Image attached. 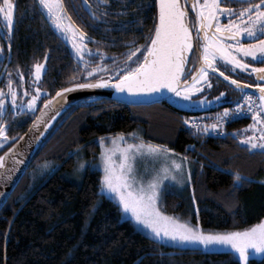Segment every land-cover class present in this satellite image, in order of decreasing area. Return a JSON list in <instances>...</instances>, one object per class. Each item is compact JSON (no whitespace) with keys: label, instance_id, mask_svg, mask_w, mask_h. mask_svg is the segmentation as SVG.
<instances>
[{"label":"trees","instance_id":"obj_1","mask_svg":"<svg viewBox=\"0 0 264 264\" xmlns=\"http://www.w3.org/2000/svg\"><path fill=\"white\" fill-rule=\"evenodd\" d=\"M153 9L139 16L146 18L141 32L146 38L154 34ZM124 35L115 34L117 48ZM147 43L149 39L143 45ZM107 63L102 60L100 65ZM234 102L204 111L181 110L166 101L133 106L89 99L74 106L58 121L0 211V264H241L228 250L180 248L148 236L101 192L99 170L88 167L79 183L70 177L81 152L90 162L98 159L100 137L158 128L174 141L143 138L188 157L193 168L187 191L165 192L164 212L207 231L256 224L264 219V151L240 142L252 116L228 122L221 134L207 136L188 125L191 115L219 112ZM236 173L251 182L234 187ZM248 264H264V255Z\"/></svg>","mask_w":264,"mask_h":264},{"label":"snow or ice","instance_id":"obj_2","mask_svg":"<svg viewBox=\"0 0 264 264\" xmlns=\"http://www.w3.org/2000/svg\"><path fill=\"white\" fill-rule=\"evenodd\" d=\"M39 6L46 10L47 17L51 21L54 29L62 36L68 39L78 58L84 63V71L88 76L93 73H99L107 69V65H96L91 70L88 69V61L84 59L87 49L84 41L86 34L80 30L68 16L64 7L63 0H37ZM88 0H84L87 3ZM158 6V21L155 24L154 34L146 38L150 43L130 49L123 61L124 67L122 74L113 79L109 75L106 79L101 78L94 82L71 83L69 87H63L56 92V97H63L64 94L74 89L114 87L117 91L135 93L157 92L162 88L168 89L176 96L190 98L192 92H199L204 85L211 87L209 82L210 72L219 73L226 81H230L241 92L245 87H255L259 91L256 98L245 94L239 102H234V108H224L221 113L215 117L216 122L211 124H200L192 122V127L197 133H217L222 131L226 120L236 118L241 115L245 109V102L249 105L247 112L251 114L253 123L247 126L253 130L252 136L241 137V143L245 144L250 150L259 149L264 151V67H253L245 62V58H252L255 61L264 63V0L256 2H246V6L239 9L224 6V0H192L191 8L195 12V25L188 21V12L180 0H156ZM16 5L14 0H2L0 2V21L7 29L9 38L14 30ZM95 16V13H92ZM226 16L228 22L222 24L221 17ZM123 27V26H122ZM195 28V40L202 41L198 47L202 50L199 54L201 61L197 70L192 73L191 83L181 81L185 72V65L189 59V53L194 49V37L192 28ZM241 37L251 40V43H241ZM11 45L9 44V48ZM146 49V51H142ZM3 48L0 47V52ZM137 53H141L143 60L140 61ZM97 55L101 60L105 54L97 49ZM135 58V59H134ZM113 64L116 58L113 57ZM47 60V55L45 56ZM223 62L225 65H231V70L251 71L257 74V79L261 82L254 85H243L240 81L226 76L217 65ZM135 64V67L131 65ZM34 83L41 80L42 70L46 68L45 63L34 64ZM113 71L120 73L121 68L115 66ZM23 79V73H20ZM72 79H77L73 77ZM8 94L11 97L13 106H16L17 92L11 87L12 81L9 80ZM41 88H35V94L27 101V108L34 109L36 101L41 95ZM5 93L0 90V114L5 108ZM24 95H29L25 92ZM225 96L221 92L215 99L220 100ZM55 99V97H53ZM51 101L45 100L47 107ZM43 109L41 112L43 113ZM40 117L37 118L39 120ZM37 121L33 122V126ZM187 123V121H186ZM257 125L260 127L257 128ZM47 126V125H45ZM259 131L257 137L255 131ZM239 135V133H237ZM128 137L138 139L135 133H129L127 136L117 133L108 137H100L99 145L101 147L100 161L103 167V176L101 178L102 190L112 193L118 199L119 205L124 212L131 213L132 218L150 229L153 235L158 239L168 238L174 242L180 243H198L204 247L212 245L230 246L239 257L242 264H248L250 251L255 253H264V220L247 228L243 231L228 232H205L197 224L191 225L187 221H180L172 216L165 215L158 206L161 198V185L164 178L159 173L153 177L147 184L137 179L135 162L137 158H143L145 155L153 157H163L167 159L174 155L173 150L162 145L145 143L139 139L138 143H128ZM0 138L2 141L9 139L6 135L5 125L0 123ZM23 139V137H20ZM106 140L110 141V146H106ZM15 147V145L13 146ZM9 153L12 152L10 148ZM6 153L5 155H7ZM186 160V157H182ZM22 163V161H21ZM4 157L0 156V167H3ZM48 167L47 164L44 165ZM80 168L85 165L81 164ZM181 164L171 160L170 167L164 166L161 171L176 180L173 174L179 170ZM243 181H250L249 177H242L239 173L235 174L234 187L240 186ZM264 183V181H261ZM195 200V197H193Z\"/></svg>","mask_w":264,"mask_h":264},{"label":"flooded vegetation","instance_id":"obj_3","mask_svg":"<svg viewBox=\"0 0 264 264\" xmlns=\"http://www.w3.org/2000/svg\"><path fill=\"white\" fill-rule=\"evenodd\" d=\"M2 2V0H0ZM188 12V21L195 25V12L191 8L192 0H181ZM203 0H201V3ZM249 0H224V6L239 9L246 6ZM256 2V0H250ZM16 5L14 30L9 38L7 29L0 21V90L6 94L3 97L6 101L5 108L0 114V123L5 125L6 135L9 139L0 142V155L11 147L16 140L26 131L38 111L55 92L61 89V85L66 81L87 80L99 76L93 73L88 76L84 71L85 65L78 58L71 42L53 28L51 21L47 17V12L41 8L37 0H14ZM156 3V2H155ZM64 7L71 21L85 34L87 39L84 43L90 52H85L84 59L87 60L88 69L100 65L101 57L97 55V49L105 54L103 60H107V69L112 72L111 76L118 77L122 74L124 67L123 61L125 54L136 47L143 45L146 40L145 34L141 32L145 29L146 18L139 17L146 14V10L154 11L156 8L153 0H63ZM92 13L96 15L93 16ZM157 14V13H156ZM156 24V17H152ZM222 24L228 22L226 16L221 17ZM123 26V27H122ZM136 32L139 36L136 37ZM194 35V51L190 62L186 68L184 79L192 76L199 67V54L202 51L198 44L202 41L195 40V28H192ZM116 33H124L120 39L121 47H116L119 38ZM103 34L105 36H103ZM252 41L246 37H241V43L247 44ZM9 44L11 47L9 48ZM105 45V46H103ZM146 51V49H142ZM47 55V60L45 56ZM113 57L116 58L115 65ZM139 60H143L141 53H137ZM135 59V58H134ZM245 62L253 67H264V63L255 61L252 58H245ZM45 63L46 68L42 70L41 80L34 83V64ZM115 66L121 68L120 73L113 71ZM135 67V64L131 65ZM226 76L240 81L243 85H254L259 83L257 74L249 71L236 69L231 70V65L223 62L217 65ZM20 73H23L21 79ZM76 77L77 79H72ZM69 78V79H68ZM9 80L12 81L11 87L17 92L16 106L12 105L11 97L8 94ZM191 82V80H190ZM209 82L211 87L204 85L199 92L190 94L188 107L195 111H202L206 108H216L229 103H233L242 93H249L245 87L241 92L226 81L219 73L210 72ZM41 88V95L36 101L34 109L27 108V101L31 95L35 94V88ZM252 88V87H251ZM28 92L29 95H24ZM225 96L220 100L215 99L220 93ZM167 102V101H166ZM3 138H0L2 141Z\"/></svg>","mask_w":264,"mask_h":264},{"label":"water","instance_id":"obj_4","mask_svg":"<svg viewBox=\"0 0 264 264\" xmlns=\"http://www.w3.org/2000/svg\"><path fill=\"white\" fill-rule=\"evenodd\" d=\"M156 2V0H155ZM180 3L182 4L181 0ZM156 23L158 21V6L156 4ZM194 37V35H193ZM194 43V42H193ZM194 51V49H193ZM193 51L189 53V59L185 65L186 68L190 62ZM184 74L181 77V81H188L192 79V76L184 79ZM109 75H100L99 77L90 78L87 80H76L72 83H87L94 82L95 80L104 78L106 79ZM113 79L118 77L112 76ZM71 84V83H70ZM70 84L65 87H69ZM251 93L258 92V89L255 87L246 88ZM55 97V99H53ZM89 99H109L119 103L127 105H152L167 101L170 105L181 109V110H192L188 107L190 103V98L185 99L183 96H176L174 93L170 92L166 88H162L157 92L151 93H135L130 94L126 91L120 92L117 91L114 87H99V88H85V89H74L66 94L63 97H56V92L48 99L51 103L43 109L38 111L26 131L16 140V142L9 147L5 152L0 156L4 157L3 167H0V211L7 203L8 199L20 183L27 169L29 168L32 160L44 145L49 136L53 133L54 128L58 121L74 106L79 104L84 100ZM206 108L204 110H208ZM202 110V111H204ZM195 111V110H194ZM40 117L39 120L37 118ZM37 121L35 126L33 122ZM47 125V126H45ZM15 145V147H13ZM12 149V152L9 153V149ZM8 153L7 155H5ZM22 161V163H21Z\"/></svg>","mask_w":264,"mask_h":264},{"label":"rangeland","instance_id":"obj_5","mask_svg":"<svg viewBox=\"0 0 264 264\" xmlns=\"http://www.w3.org/2000/svg\"><path fill=\"white\" fill-rule=\"evenodd\" d=\"M105 72H106L105 70L99 72V76L100 75H111V74H107ZM99 76H97V77H99ZM245 94L250 95V96L256 95V97H258L259 96V91L256 92V93L254 92L253 94H251V93H242V97ZM257 102L259 103L258 99H257ZM233 105L234 104L229 105V106H224V107H222L220 109L219 112H221L224 108H231V107H233ZM219 112L216 111V112H212V113L214 114V113H219ZM212 113L207 112V113L199 114V115H196V118L197 119H201V118H204L203 115L209 116ZM207 116H205V117H207ZM189 120H190V117L188 119V125L190 124ZM252 123H253V120H252ZM225 125H223V127ZM259 127L260 126L257 125V128H259ZM193 129L196 130L195 128H193ZM221 132L222 131L219 130V134H221ZM120 134H123V133H120ZM135 134L137 135L138 139H134L132 137H128V143H138L139 139H142L145 143L159 145L157 143L151 142V141L143 138V135H146V137L151 138V139H156L158 141H162L163 143H171V142L174 141V138H173V136L171 134L162 133V130H159L158 128H156L155 130H150L149 132H145L143 129L142 130H138L137 132H135ZM210 134H217V133H211V132L204 133V135H206V136L210 135ZM112 135H115V134H112ZM112 135H110V136H112ZM124 135L127 136L128 134H124ZM252 135H253V130L245 128V129H243L241 131L240 140H241V137L252 136ZM255 135L257 137H259L260 132L258 130L255 131ZM105 143H106V146H110V141L106 140ZM100 153H101V147H100V152H99V155H98V159L96 161H94V162H90L88 160V157L86 156V152H81L79 154V157L77 158V164H76L74 170L70 173V177L74 181L79 183V182L82 181L87 168L90 167L92 169L99 170L101 172V178H102L104 173H103V167H102V164H101V161H100ZM173 153H174V155H170L167 159H165L163 157H153V156H150V155H145L143 158H137V160L135 162V167H136L137 179L141 180L145 184H147L148 181H150L158 173H159V175L161 177L164 178L163 184L161 185V198L158 201V206H159L160 210L165 215L172 216V217H174L176 219H179V218L175 217L174 215L168 214V213H166V212H164L162 210V202H163L164 194L169 189L170 190L179 191V192L187 191L189 189V186H190L191 181H192L193 169H192V164H191L190 160L182 159V157L175 150H173ZM171 160H175L177 163L181 164V168L179 170H175L173 172V174L176 176V180H172L170 176H167L166 174H164L161 171V169L164 166H166V165L170 167ZM81 164H84L85 167L84 168H80L79 166ZM101 192L103 194H105L107 197L113 199L116 203L119 204L118 199L115 197L114 194L108 193L106 190H102V187H101ZM120 208L122 210V214H123L124 218L130 219L138 229H140L142 232H144L145 234H147L148 236L152 237L155 240L161 241L163 243H166V244H169V245H172V246H175V247H180V248H201V249L208 250V251L209 250H217V251L228 250V251L233 252L235 254V256L239 259L238 254L234 250H232L230 248V246L212 245V246H209V247H204L203 245H200L198 243H180V242L171 241L168 238L158 239V238H156L153 235V233L151 232L150 229H147L144 225L140 224L134 218H132L130 212L129 213L124 212L122 206H120ZM180 221H182V220H180ZM182 222H184V221H182ZM253 225H255V224H253ZM253 225H250V226H248V227H246L244 229L232 230V231H243V230H245L247 228L252 227ZM203 231H205V232H213V233H215V232H228V231H207V230H203ZM249 251H250L249 259L252 258V257L259 258V257L264 255V253H255L254 250H249ZM241 264H242V262H241Z\"/></svg>","mask_w":264,"mask_h":264},{"label":"built area","instance_id":"obj_6","mask_svg":"<svg viewBox=\"0 0 264 264\" xmlns=\"http://www.w3.org/2000/svg\"><path fill=\"white\" fill-rule=\"evenodd\" d=\"M252 97H253L254 100H256V103L258 104L257 99H256L257 97L255 95H253ZM234 107L235 106L233 105V107H231V108H234ZM248 107H249V105L245 102V104H244L245 111L241 115H239L238 117H236V118H232V119L226 120L224 122V125L227 124L228 122L233 121V120H238V119H241V118H244V117L251 116V114L247 112V108ZM221 112H219V113H221ZM217 114L218 113H214V114H211V115H209L207 117H204L203 116L204 118H201V119H197L196 116L192 115V116H190V120H189L190 124L189 125L192 127V122H196V123H200V124H211V123H215L216 122L215 117H216ZM218 132H219V130H218Z\"/></svg>","mask_w":264,"mask_h":264},{"label":"crops","instance_id":"obj_7","mask_svg":"<svg viewBox=\"0 0 264 264\" xmlns=\"http://www.w3.org/2000/svg\"><path fill=\"white\" fill-rule=\"evenodd\" d=\"M179 154V153H178ZM180 155V154H179ZM181 157H186V156H184V155H180ZM188 160H189V158L188 157H186ZM193 169V168H192ZM193 173V172H192Z\"/></svg>","mask_w":264,"mask_h":264}]
</instances>
